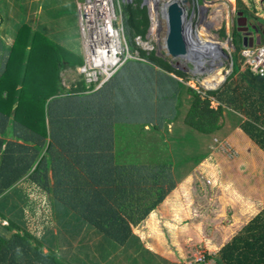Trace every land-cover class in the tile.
<instances>
[{"label": "trees", "instance_id": "1", "mask_svg": "<svg viewBox=\"0 0 264 264\" xmlns=\"http://www.w3.org/2000/svg\"><path fill=\"white\" fill-rule=\"evenodd\" d=\"M250 18L264 45V19ZM122 22L130 49L151 35L139 4H122ZM231 34L230 74L210 89L142 49L96 89L81 76L66 87L61 72L76 67L66 48L26 23L10 45L0 39V264H160L132 227L236 127L264 153V75L235 63L242 38ZM40 203L72 217L55 233L20 227L15 216ZM205 257L264 264V206Z\"/></svg>", "mask_w": 264, "mask_h": 264}, {"label": "rangeland", "instance_id": "2", "mask_svg": "<svg viewBox=\"0 0 264 264\" xmlns=\"http://www.w3.org/2000/svg\"><path fill=\"white\" fill-rule=\"evenodd\" d=\"M237 1L242 2L246 7L244 17L248 19L247 22L251 20L250 12L259 17L264 15V10L258 0H255V4L252 0H235L234 3L233 0L230 1L231 7L226 9L228 10L225 14L226 18L217 27L209 28L212 33L218 34L223 46L227 37L233 35L231 34L233 27L228 26L226 21L228 22L227 18L230 19V17L235 20V13L239 12ZM75 2L76 0H0V39L4 44L10 45L17 29L21 24L26 23L70 51L71 54L66 58L73 60L77 67L82 63V48L76 21ZM124 3L139 4L146 8L151 31L150 37L154 39L148 5H142V0H116L120 17H122V4ZM208 5L206 4L209 9L214 6V4ZM216 12L220 10L216 8L212 13L209 10L199 12L196 0L186 2V14L190 17L192 26L194 28L204 26L203 32H200L203 39L209 36V39L215 41L211 32L207 31L203 20L211 21ZM221 28L224 29V33H220ZM254 43L258 41L255 40ZM230 44L231 40L228 41L227 48L223 49L226 56L221 58V65L216 68L212 67L210 70L215 71L216 84L209 87L216 88L230 74L231 54L234 50V44L233 46ZM241 46L242 44H237L236 47L239 50ZM161 57L169 62V56ZM234 59L238 64V52H235ZM76 67L66 68L61 72L64 86L68 87L70 83L79 79L80 75ZM210 71L201 73L198 80L184 72L185 75L180 77V80L197 89L200 87L209 89L203 86V79ZM211 105L215 106L216 102L212 101ZM223 120L227 121L225 117ZM167 128H171V123L167 125ZM209 148L211 150L203 159L180 180H183L181 189L178 191L179 181L174 190L166 195L164 207L161 210L163 216L162 214L157 216L156 211L155 217L157 218L149 222L151 228L147 230H154V235L163 232L160 244L164 242L165 249L168 250V253H164L162 257L167 258L165 264H195L197 262L217 264L213 257H205L207 254L213 255L220 247V243L224 244L227 241L222 239L218 241L217 235L225 234L224 239L226 237L229 239L242 224L264 206V153L247 139L238 127L222 139H218L216 143H211ZM186 169L190 168L188 166L183 168L184 173ZM36 206L38 211L34 216H52L41 203ZM32 210L30 207H25V216H33ZM239 211L242 212L241 215ZM138 227L141 232L136 231V233L140 234L142 244L150 247L149 238L143 235L145 233L142 232L141 226ZM38 230L43 231L44 229ZM50 230L52 233L55 232L57 226L54 225ZM205 240L214 243L208 247L211 251L202 245V241Z\"/></svg>", "mask_w": 264, "mask_h": 264}, {"label": "built area", "instance_id": "3", "mask_svg": "<svg viewBox=\"0 0 264 264\" xmlns=\"http://www.w3.org/2000/svg\"><path fill=\"white\" fill-rule=\"evenodd\" d=\"M76 18L82 48V63L76 69L87 87H100L127 59H142L138 49L149 52L157 47L155 37L136 34L134 48H129L116 0H76ZM239 55L241 69L264 75V45L247 44Z\"/></svg>", "mask_w": 264, "mask_h": 264}, {"label": "water", "instance_id": "4", "mask_svg": "<svg viewBox=\"0 0 264 264\" xmlns=\"http://www.w3.org/2000/svg\"><path fill=\"white\" fill-rule=\"evenodd\" d=\"M213 1L215 0H202L198 2V7L207 10L209 8L206 3L210 5ZM186 2L187 0H142V5H148L150 10L151 30L157 45L156 54L169 56V63L174 68L198 77L201 73L210 71L213 66L221 65V58L226 54L217 43L204 42L197 36L183 5ZM241 15L238 12V16ZM242 18L246 20L244 16ZM236 25L242 36V45H251L254 25L250 26L252 30H248L246 22L244 27H240L237 20ZM215 35L218 36L217 33ZM227 41H230L229 38Z\"/></svg>", "mask_w": 264, "mask_h": 264}, {"label": "crops", "instance_id": "5", "mask_svg": "<svg viewBox=\"0 0 264 264\" xmlns=\"http://www.w3.org/2000/svg\"><path fill=\"white\" fill-rule=\"evenodd\" d=\"M253 2V4H255V0H252ZM259 1V3H260V6L262 7V10H264V0H258ZM235 2V0H233V3ZM207 4V3H206ZM212 4H214V6L213 7H211L210 9H208L209 11H210V13H212V11H213V9H215L216 7L218 8V7H220L221 8V11L224 13V15L225 14H227L228 13V10H226L227 9V7H231V2L229 1V0H215V1H213V3H211L210 4V6H212ZM75 5H76V2H75ZM208 5V4H207ZM209 6V5H208ZM208 8V7H207ZM220 8H218V9H220ZM239 12H241L242 13V11H240L239 10ZM209 13V14H210ZM236 15V18H235V20L233 19V18H231L230 17V19H228L227 18V20H229L228 22L226 21V23H227V25L228 26H232L233 27V29H235V28H237L236 26V22H237V19H238V13L236 12L235 13ZM254 15H256V14H254ZM242 16H244L243 15V13H242V15H241V18H242ZM259 17V16H258ZM261 17H263L264 18V15H262V16H260V18ZM225 18H226V15H225ZM243 19V18H242ZM212 20V19H211ZM222 20H224V18L222 19ZM222 20H221V22H222ZM76 21H77V18H76ZM220 22V23H221ZM245 22H247V19L245 20ZM232 30V29H231ZM214 36H216V35H214ZM252 36H253V38H254V40H257V41H259V34L257 33V31H255V32H253L252 33ZM221 40H220V42L218 43V45L219 46H222L221 45ZM212 43H215L214 41L212 42ZM224 47H225V45H224ZM178 183V182H177ZM182 183H183V180L182 181H180L178 184V191L181 189L180 187L182 186ZM23 187H26V186H23ZM174 190V189H173ZM31 196L32 195H29V198H31ZM166 199V198H165ZM165 199H163L162 200V202L161 203H159V205H157V207L155 208V209H153L142 221H140L136 226H133L132 227V231L138 236V237H141L140 236V234H138V233H136V231L138 232V231H140L141 232V230L140 229H138L139 227L138 226H141V228H142V232L143 233H145V234H143V235H145V237H147V238H149V245H150V247L149 246H147V245H145V244H142L143 245V247L144 248H146L148 251H150V253H152V255H155V257L157 258L156 260H157V262L158 263H160V264H165V262H166V259L167 258H162V257H164L163 255H164V253H168V250H166L165 249V244H164V242L162 243V241H161V243L162 244H160V240H161V238L163 237V232H158L156 235H154V233H155V231L154 230H147V229H149V228H151V227H149V222H151L152 220L154 221V219L155 218H157V217H155L156 215H155V212L157 211L158 212V215L157 216H159L160 214H162V216H163V211L161 212V210H162V207H164L163 205H164V201H165ZM171 204V203H170ZM167 205V204H166ZM235 210H238L237 208H235ZM241 211H239L238 213H240ZM242 214V212L240 213V215ZM239 214H237V216H240ZM235 216V215H234ZM15 217H17V221H18V223H19V226L20 227H25L26 229H31V230H34V231H38V229H46V230H50L54 225L55 226H57V230L55 231V232H57V231H59L60 229L62 230L63 229V222H65V221H67L68 219H71V217L70 216H34V214H33V216H15ZM142 222V223H141ZM7 224V220L6 219H4V218H1L0 219V225L1 226H3V225H6ZM141 224V225H140ZM153 226V225H152ZM242 226V225H241ZM240 226V227H241ZM146 227V229H144ZM239 227V228H240ZM135 228V229H134ZM238 228V229H239ZM51 231V230H50ZM150 231V232H149ZM55 232H53V233H55ZM225 234H219V235H217V237H218V241H220L221 239L222 240H227V237L224 239V236ZM211 240V239H210ZM207 241V240H205V241H202V245H204V247L206 248V249H208L209 251H211L208 247H210L212 244H214V243H212V241ZM214 241V240H213ZM141 242H143L142 240H141ZM215 242V241H214ZM219 245V244H218ZM222 244L220 243V245L219 246H221ZM158 250V251H157ZM157 253H159L158 254V256L156 255ZM166 257V256H165ZM163 259V260H162ZM196 262V261H195ZM195 264H201V262H197V263H195Z\"/></svg>", "mask_w": 264, "mask_h": 264}, {"label": "bare ground", "instance_id": "6", "mask_svg": "<svg viewBox=\"0 0 264 264\" xmlns=\"http://www.w3.org/2000/svg\"><path fill=\"white\" fill-rule=\"evenodd\" d=\"M229 1H232V0H229ZM217 8V7H216ZM216 8H215V10H216ZM218 8H220V7H218ZM217 8V9H218ZM220 10V12H216V14L214 15V17L212 18V20L211 21H209V24H208V27H207V31H209V32H211L210 31V27L211 26H213V27H217L219 24H220V19L221 18H223L222 16H219L220 15V13H223L222 11H221V8L219 9ZM210 19V18H209ZM203 27L204 26H201V27H197L195 30H196V34H197V36L201 39V37H200V32L202 33L203 32ZM211 34H212V37L214 38V42L215 43H219V39L217 38V36H214L215 34L214 33H212L211 32ZM208 42H213V41H208ZM227 44H228V42L227 41H225V48H227ZM221 48L222 47H224L223 45L222 46H220ZM214 68H216V66H213ZM225 76V75H224ZM224 76H223V78H224ZM223 78H222V80H223ZM221 80V81H222ZM216 84V78H215V71L214 72H211L210 71V73H208L207 74V76H206V78H204L203 79V85L205 86V87H209V86H213V85H215Z\"/></svg>", "mask_w": 264, "mask_h": 264}, {"label": "flooded vegetation", "instance_id": "7", "mask_svg": "<svg viewBox=\"0 0 264 264\" xmlns=\"http://www.w3.org/2000/svg\"><path fill=\"white\" fill-rule=\"evenodd\" d=\"M183 5L186 7V4H183ZM198 9H199V12H203V11H205L204 9L199 8V7H198ZM219 16H222L223 18H225L224 13H220ZM223 18L220 19V22H221V20H222ZM237 20L239 21V23H240V25H241L240 27H244V26H245V21H244V19L238 17ZM203 23H205L204 25H208V24H209V21H205V22H203ZM248 23H249L250 25H252V23H250V22H248ZM246 25H247V22H246ZM247 26H248V25H247ZM205 27L207 28V26H205ZM248 30H250V29H248Z\"/></svg>", "mask_w": 264, "mask_h": 264}, {"label": "clouds", "instance_id": "8", "mask_svg": "<svg viewBox=\"0 0 264 264\" xmlns=\"http://www.w3.org/2000/svg\"><path fill=\"white\" fill-rule=\"evenodd\" d=\"M197 1V7H198V2L200 1H202V0H196ZM186 4V3H185ZM185 10H186V7H185ZM205 10V9H204ZM208 10V9H207ZM241 18V17H240ZM203 22H205L204 20H203ZM205 24V23H204ZM237 27V26H236ZM197 27H195V29H196ZM236 30H237V28H235ZM154 36V35H153ZM217 38H218V36H217ZM227 38H229V40H231L232 39V35L230 36H228ZM241 38H242V36H241ZM219 39V38H218ZM220 40V39H219ZM228 42V41H227ZM255 42V40H254V38H253V43ZM231 44L233 45V43H232V41H231ZM243 46V45H242ZM157 48V47H156ZM223 49H226L225 47H222ZM234 48V47H233ZM218 67V66H217ZM230 70H231V68H230ZM183 72H185V71H183ZM187 72V71H186ZM185 72V73H186ZM226 73V72H225ZM187 74H191V73H189V72H187ZM192 75V78H195L196 80H198V77H195V75L192 73L191 74ZM204 86V85H203ZM205 87V86H204Z\"/></svg>", "mask_w": 264, "mask_h": 264}]
</instances>
